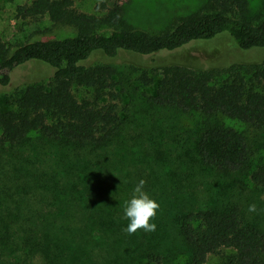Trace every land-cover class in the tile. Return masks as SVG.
Returning <instances> with one entry per match:
<instances>
[{
	"label": "trees",
	"instance_id": "trees-1",
	"mask_svg": "<svg viewBox=\"0 0 264 264\" xmlns=\"http://www.w3.org/2000/svg\"><path fill=\"white\" fill-rule=\"evenodd\" d=\"M17 18H47L77 34L19 42L13 50L0 42L1 93L14 95L9 110L0 100V264H206L223 253L225 264H264V231L238 204L173 215L159 200L180 193L169 190L176 187L168 177L158 182L161 188L148 187L165 174L138 166L141 156H150L143 148L122 146L129 123L116 102L131 86L120 70L127 67L142 71L146 88L155 84L154 94L143 93L151 108L210 120L221 115L263 130L264 59L208 66L117 61L221 36L241 50L264 48V0H209L158 34L129 24L121 5L98 16L78 11L74 0H33L17 7ZM34 62L51 69L49 80H20L18 72ZM81 89L89 95L80 97ZM133 120L149 121L144 113ZM263 147L253 150L244 133L219 124L202 128L195 144L204 168L247 172L264 188V161L255 162ZM141 179L159 204L149 221L156 230L130 235L124 203Z\"/></svg>",
	"mask_w": 264,
	"mask_h": 264
},
{
	"label": "rangeland",
	"instance_id": "rangeland-1",
	"mask_svg": "<svg viewBox=\"0 0 264 264\" xmlns=\"http://www.w3.org/2000/svg\"><path fill=\"white\" fill-rule=\"evenodd\" d=\"M33 0H0V42L12 47L25 41L65 39L77 34L73 26H54L49 19H21L17 18V7L30 3ZM78 11L98 16L106 15L113 8L122 6L126 11V20L136 28L145 29L158 34L173 29L183 16L195 13L203 8L209 0H74ZM156 58V59H154ZM118 60L117 64H134L153 66L154 62L202 64L205 66L226 60H256L264 59V48L250 50L239 49L235 42L221 36L213 41L192 43L175 52H165L158 56L128 55ZM99 62V58L95 59ZM156 60V61H155ZM94 62V63H95ZM122 62V63H120ZM128 66V65H125ZM129 74L131 86L125 95L117 100L119 112L129 126L122 146L137 145L150 153L146 158L141 156L138 166H144L147 172L153 169L165 174L160 179L149 180V188H161L158 182L166 177L180 193L178 197L172 193L167 194L164 204L171 205L173 215L183 212L198 211L199 209L220 207L227 203L238 204L247 220L256 223L264 231V188L256 186L247 172L238 174H220L204 168L195 150L197 137L206 125L219 124L235 128L250 138L253 150L264 145V129L260 130L242 123L239 120L218 115L214 119L202 116L199 113H182L174 109H154L147 102V95L155 93V84L145 87L140 82L141 70L120 68ZM131 71L133 75L131 74ZM51 69L44 63L34 62L18 72L20 80L37 81L49 80ZM119 81V80H118ZM119 83V82H118ZM122 88L117 85L116 90ZM5 89L0 88V93ZM77 91V90H76ZM78 93V92H77ZM89 94L81 89L79 96L87 97ZM14 95L10 91L0 94V100L9 110ZM109 102L105 98L104 103ZM144 113L149 119L145 125H139L133 120L134 115ZM154 116V117H152ZM128 142V143H127ZM161 146L157 147V144ZM166 144V145H165ZM165 145V146H164ZM142 151V150H141ZM255 162L264 161V147L257 151ZM143 161V162H142ZM152 173V172H151ZM147 175V173H146ZM146 186V187H147ZM156 201V200H155ZM255 203L257 212L248 211V206ZM225 254L212 255L206 264H225Z\"/></svg>",
	"mask_w": 264,
	"mask_h": 264
},
{
	"label": "clouds",
	"instance_id": "clouds-1",
	"mask_svg": "<svg viewBox=\"0 0 264 264\" xmlns=\"http://www.w3.org/2000/svg\"><path fill=\"white\" fill-rule=\"evenodd\" d=\"M145 184L146 181L141 179L135 186L131 199L124 203V215L130 221L124 231L130 235L139 229H143L145 232L156 230V224L149 221L156 216L159 204L143 190ZM248 211L257 212V205L255 203L250 204Z\"/></svg>",
	"mask_w": 264,
	"mask_h": 264
}]
</instances>
